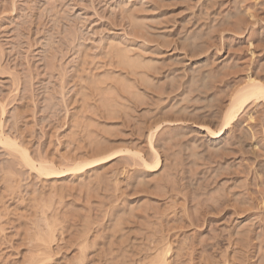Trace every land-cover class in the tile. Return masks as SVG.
Wrapping results in <instances>:
<instances>
[{
	"label": "rangeland",
	"instance_id": "1",
	"mask_svg": "<svg viewBox=\"0 0 264 264\" xmlns=\"http://www.w3.org/2000/svg\"><path fill=\"white\" fill-rule=\"evenodd\" d=\"M248 76L264 0H0V130L60 172L0 144V264H264L263 102L223 127ZM120 150L161 163L67 171Z\"/></svg>",
	"mask_w": 264,
	"mask_h": 264
},
{
	"label": "bare ground",
	"instance_id": "2",
	"mask_svg": "<svg viewBox=\"0 0 264 264\" xmlns=\"http://www.w3.org/2000/svg\"><path fill=\"white\" fill-rule=\"evenodd\" d=\"M248 78H249L248 82L243 87H241V89L239 88L237 91H235L233 93L234 95L232 97V101L230 102L231 104L228 107L226 114H225V118H224L223 127L225 130L230 129L235 124H237L239 116L241 115L243 110L250 103H252V102L256 103V102L262 101L264 104V82H261L260 80H257L254 77L252 78V77L248 76ZM201 129H202V127H201ZM203 129L204 130L207 129V132L211 133V135H210L211 139L219 138L223 132V129L222 130L220 129V131H218V132L212 131L208 127L203 128ZM149 140H151V139H149ZM0 144L4 145L5 147H7L13 151L19 152L21 155V158L25 162V164H27L32 170H35L41 176L57 175L60 173V172H57V167L54 166L53 164H48V163L36 164V162H34L30 158L29 154L25 150L21 149L16 144V142L5 137L4 134L1 132V130H0ZM122 153L130 154L132 152L128 151V150L127 151H121L120 150L119 152H116L114 154L104 156L101 159L97 158L98 160L90 159L91 161H88V160L77 161V162H74L72 164V166L70 167V169H68L67 171L77 173V172H82L85 169L96 168L97 166L102 165L103 163H106L108 161H111L112 159H115L117 155H119V154L122 155ZM134 153H132V154L134 155ZM134 156H136V155H134ZM136 157L139 158V160L142 162V164L145 168L150 169L152 171H156V169H158V167L161 163L160 159H159V155L157 154V152L155 154L154 159H152V163H149L148 161H146L144 158L141 157V155L138 156V154H137ZM166 256H168V255L167 254L163 255L161 253V255L158 258H156L155 260H151L149 262V264H167L166 263ZM263 263H264V261H263Z\"/></svg>",
	"mask_w": 264,
	"mask_h": 264
}]
</instances>
